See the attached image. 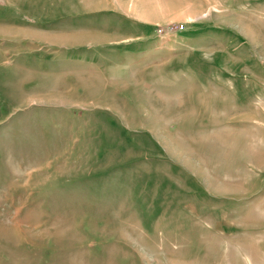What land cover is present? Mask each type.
<instances>
[{"label": "rangeland", "instance_id": "obj_1", "mask_svg": "<svg viewBox=\"0 0 264 264\" xmlns=\"http://www.w3.org/2000/svg\"><path fill=\"white\" fill-rule=\"evenodd\" d=\"M0 264H264V0H0Z\"/></svg>", "mask_w": 264, "mask_h": 264}]
</instances>
